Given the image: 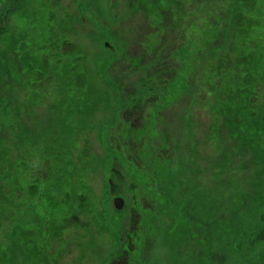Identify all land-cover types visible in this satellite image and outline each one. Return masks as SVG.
Segmentation results:
<instances>
[{
    "label": "rangeland",
    "instance_id": "374dc122",
    "mask_svg": "<svg viewBox=\"0 0 264 264\" xmlns=\"http://www.w3.org/2000/svg\"><path fill=\"white\" fill-rule=\"evenodd\" d=\"M24 2L0 0L27 42L0 26V264H264L261 0Z\"/></svg>",
    "mask_w": 264,
    "mask_h": 264
},
{
    "label": "flooded vegetation",
    "instance_id": "af4514ba",
    "mask_svg": "<svg viewBox=\"0 0 264 264\" xmlns=\"http://www.w3.org/2000/svg\"><path fill=\"white\" fill-rule=\"evenodd\" d=\"M7 1L11 3V5L7 6L9 11L15 10L18 6L23 5L25 3L24 0H6V2ZM234 3H235V1H234ZM261 3H262V5H264V0H261ZM246 5L248 7L247 16L251 17L248 13H251L253 15V13L255 12L254 3L252 1H250ZM262 5H260V7H262ZM262 10H263V15H264V9L262 8ZM7 16H8V13H7V11H5V14L2 17L3 23H0V26L1 27L3 26L4 34H8L11 49L13 50L12 43H15V42L18 43L19 42L23 46L24 52H26V50H27V48H26L27 42H26L25 37L23 36V34H19L17 37H15L13 35L11 29H9L10 25H9V23L7 21ZM250 30L251 29L248 28V31H250ZM19 31H21V30H19ZM250 47L253 48V46H250ZM14 51H15L14 56H18L17 50L14 49ZM10 57L12 58L13 54H10ZM11 61H12L13 65H15V66L17 65L13 60H11ZM261 83H262V81L259 82L258 85H256V87L258 86L259 88H261V85H262ZM251 92H252L251 93L252 94V100L251 101H255L259 91L255 90V88H254ZM253 108H255L257 110V112H255V110H253V112L256 113V119H255L256 126H258L257 118L258 119L260 118L259 124L261 123V125H263V121H264V104L261 103V104L258 105V107H254V105H253Z\"/></svg>",
    "mask_w": 264,
    "mask_h": 264
},
{
    "label": "water",
    "instance_id": "95a60500",
    "mask_svg": "<svg viewBox=\"0 0 264 264\" xmlns=\"http://www.w3.org/2000/svg\"><path fill=\"white\" fill-rule=\"evenodd\" d=\"M123 202H124V198L121 196H117L114 199V204H115L116 208H118V209L122 208V206L124 204Z\"/></svg>",
    "mask_w": 264,
    "mask_h": 264
},
{
    "label": "trees",
    "instance_id": "16d2710c",
    "mask_svg": "<svg viewBox=\"0 0 264 264\" xmlns=\"http://www.w3.org/2000/svg\"><path fill=\"white\" fill-rule=\"evenodd\" d=\"M249 53H251V52H249ZM256 137H257V136H255V138H256ZM117 196H119V195H117ZM117 196H115L114 199H115ZM168 199H169V200H172V199H170V198H168ZM113 202H114V200H113ZM114 205H115V204H114ZM124 205H125V204H124ZM124 205H123V206H124ZM123 206H122V207H123ZM115 207H116V206H115Z\"/></svg>",
    "mask_w": 264,
    "mask_h": 264
}]
</instances>
